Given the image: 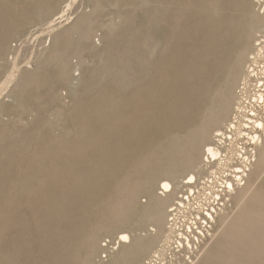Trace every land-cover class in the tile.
Returning <instances> with one entry per match:
<instances>
[{
    "label": "rangeland",
    "instance_id": "rangeland-1",
    "mask_svg": "<svg viewBox=\"0 0 264 264\" xmlns=\"http://www.w3.org/2000/svg\"><path fill=\"white\" fill-rule=\"evenodd\" d=\"M263 25L264 0H0V264H105L127 218L145 246L171 204L150 182L202 158ZM254 185L218 213L259 214L242 240L264 260ZM217 216L199 264L238 246L213 245Z\"/></svg>",
    "mask_w": 264,
    "mask_h": 264
},
{
    "label": "bare ground",
    "instance_id": "bare-ground-1",
    "mask_svg": "<svg viewBox=\"0 0 264 264\" xmlns=\"http://www.w3.org/2000/svg\"><path fill=\"white\" fill-rule=\"evenodd\" d=\"M257 32L250 45V58L242 65L237 77L238 91L229 92L225 99L226 109L214 133L202 143V158L190 163L189 171L183 176L172 171L171 164L163 169L165 178L150 182L147 196L153 203L159 199L171 201L167 211L160 206V210L152 212L154 218L150 220L156 230L148 233L145 246L139 247L135 237L140 234L135 233L132 221L127 218L123 225L133 232L134 239L130 238L129 231L118 232L113 242L115 246L110 247L111 257L105 264H118L126 257H129L126 264H199L202 258L211 257V252L207 254V245L211 242L207 243V238L211 237L217 215L221 238L214 241V246L222 245L229 237L237 240L240 237L238 246L232 248L235 252L217 258V263L264 264L263 258L257 254V247H252L244 238L242 240V237L249 238L248 234L254 229L252 224L259 219V214L253 212L249 216L251 209L245 210L247 218L237 216L238 211L237 217L233 218H228L225 212L218 213L229 197L235 199V206L241 211L249 200V204L262 202L254 184H258V178L264 174V25ZM227 168L231 170L230 176L225 174ZM179 184L183 188L180 192ZM215 184L222 186L215 189ZM157 188L163 193L161 197L156 194ZM219 204H222L220 208ZM210 223L212 227L207 229ZM148 225L150 222H146L143 228ZM148 250L151 253L142 257V253Z\"/></svg>",
    "mask_w": 264,
    "mask_h": 264
}]
</instances>
